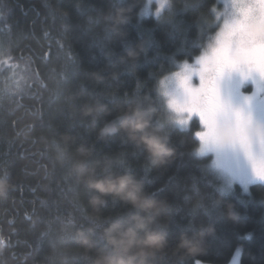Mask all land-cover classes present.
<instances>
[{
	"label": "trees",
	"instance_id": "1",
	"mask_svg": "<svg viewBox=\"0 0 264 264\" xmlns=\"http://www.w3.org/2000/svg\"><path fill=\"white\" fill-rule=\"evenodd\" d=\"M146 4L0 0V177L9 185L0 196V264H93L110 251L103 229L111 221L145 215L110 195L94 206L100 194L88 189L78 164L97 178L130 174L163 202L151 227L167 244L147 264H224L237 248L239 264H264V182L223 191L211 156L197 154L198 121L170 125L158 92L163 76L213 40L221 5L167 0L159 14L142 15ZM120 8L127 19L116 24ZM137 106L152 110L149 131L173 148L166 164L153 165L122 129L101 135ZM88 108L100 110L86 115ZM201 231L205 251L181 259V235Z\"/></svg>",
	"mask_w": 264,
	"mask_h": 264
},
{
	"label": "rangeland",
	"instance_id": "2",
	"mask_svg": "<svg viewBox=\"0 0 264 264\" xmlns=\"http://www.w3.org/2000/svg\"><path fill=\"white\" fill-rule=\"evenodd\" d=\"M146 1L142 15H157L167 6V0ZM218 3L221 7H216L214 13L220 27L213 37L215 46H211L212 40L192 60L179 61L174 71L160 79L158 92L170 125L188 128L192 120L198 121L201 127L198 132L205 134H195L200 142L199 150L204 153L202 156H211L222 180V190L226 192L234 184L246 189L251 184L264 182V179H253L254 176L264 177V170L259 175L254 170V162L264 161V142L255 144L246 133L253 119L264 122V13L255 0H218ZM247 10L251 11L246 14ZM218 48L223 50L214 55ZM192 65L198 68L193 69ZM202 76L208 86L214 87L220 105L212 127L202 116L207 94H201V103H187L182 84L186 81L192 89H199ZM224 125L234 130L227 143L216 135V130ZM238 127L243 130L247 150L237 139ZM239 258L240 248H237L224 264H239Z\"/></svg>",
	"mask_w": 264,
	"mask_h": 264
},
{
	"label": "clouds",
	"instance_id": "3",
	"mask_svg": "<svg viewBox=\"0 0 264 264\" xmlns=\"http://www.w3.org/2000/svg\"><path fill=\"white\" fill-rule=\"evenodd\" d=\"M126 11L124 8L116 10V24H122L126 21ZM211 46H215L214 40ZM208 51L210 52V48ZM128 55L134 57L136 53L129 52ZM191 67L195 69L198 68V65H192ZM99 110L88 108L85 114H91L93 111ZM151 112V109L144 110L139 106L129 108L116 121L105 125L101 129V135L115 133L122 129L137 146H142L146 150L153 165L166 164L173 156L174 150L170 147L166 136L161 135L156 130L149 131ZM246 133L255 144L264 142V122L253 119L247 126ZM233 134L234 130L229 125L221 126L216 130V135L224 143L229 142ZM80 151L85 152L84 149ZM197 154L203 155L204 153L197 148ZM77 171L81 176H85L88 189L100 194L92 198L91 203L94 206L103 205L105 201L102 197L110 195L145 213V215L133 214L111 221L103 229V238L110 251L99 252L93 260V264H147L149 257H154L156 253L166 247V234L151 227L155 217L164 210L165 206L162 201H156L148 197L143 192L140 181H137L130 174L107 175L97 178L87 175L82 164L77 165ZM253 179L260 181L264 177L254 176ZM8 187L6 179L0 177V196L5 195ZM231 207L229 205L230 214H232ZM211 231L212 228L209 227L207 232L211 233ZM78 235L83 238L82 243L85 246L89 248L92 246L90 239L83 232H78ZM203 237L204 231L193 237L181 235L176 246V250L183 253L181 259L195 258L201 255L205 251Z\"/></svg>",
	"mask_w": 264,
	"mask_h": 264
},
{
	"label": "snow or ice",
	"instance_id": "4",
	"mask_svg": "<svg viewBox=\"0 0 264 264\" xmlns=\"http://www.w3.org/2000/svg\"><path fill=\"white\" fill-rule=\"evenodd\" d=\"M255 2L261 5L260 11L264 13V0H255ZM248 11H251V10H247L246 14ZM222 50L223 48L215 49L214 55H218ZM206 68H207V65H206ZM182 84L187 94V101H186L187 103H190V104L201 103V94L202 93L207 94V98L203 102L205 106H204V111L202 112V116L205 120V123L209 125V127H212L215 124L217 113L220 111V105L218 103V95L215 92L214 87L208 86V82L204 80L203 76H202L201 87L199 89H192L186 81H182ZM196 135L203 136L205 134L197 132ZM237 139L243 146H245L247 150L246 138L243 134L242 128L240 127H238V130H237ZM254 170L259 175L261 170H264V161H260L258 163L254 162ZM197 264H200V262L197 261Z\"/></svg>",
	"mask_w": 264,
	"mask_h": 264
},
{
	"label": "flooded vegetation",
	"instance_id": "5",
	"mask_svg": "<svg viewBox=\"0 0 264 264\" xmlns=\"http://www.w3.org/2000/svg\"><path fill=\"white\" fill-rule=\"evenodd\" d=\"M218 85H219V87H221V84L220 83H218Z\"/></svg>",
	"mask_w": 264,
	"mask_h": 264
}]
</instances>
